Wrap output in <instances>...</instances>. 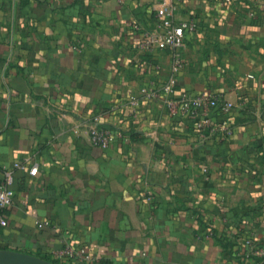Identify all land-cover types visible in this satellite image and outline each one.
<instances>
[{
  "label": "crops",
  "instance_id": "obj_1",
  "mask_svg": "<svg viewBox=\"0 0 264 264\" xmlns=\"http://www.w3.org/2000/svg\"><path fill=\"white\" fill-rule=\"evenodd\" d=\"M166 6L199 22L178 70L172 48L143 45ZM150 84L222 94L234 107L215 120L232 134L203 138ZM94 124L113 130L108 147L91 144ZM8 171L0 249L264 263V0H0V181Z\"/></svg>",
  "mask_w": 264,
  "mask_h": 264
},
{
  "label": "built area",
  "instance_id": "obj_2",
  "mask_svg": "<svg viewBox=\"0 0 264 264\" xmlns=\"http://www.w3.org/2000/svg\"><path fill=\"white\" fill-rule=\"evenodd\" d=\"M232 0H223V3L229 4ZM160 23L163 27L162 31L150 33L147 35L143 45L146 49L155 48H172L173 52V68L180 69L184 64L181 52L178 50L186 44L187 38L193 35L197 29L199 22L196 18L176 22L174 20V8L172 6L164 7L159 15ZM153 70H157V65H152ZM151 94L164 95L166 108L172 117H180L188 120L198 130L203 138L212 132H219L221 139H227L232 134L231 125L222 121L216 122L215 115H227L234 107V103L222 94L215 91L192 92L186 91L179 95L173 94L170 88H165L164 92H159L155 84H150L145 88ZM114 136L113 130L106 126L94 124L90 128V142L94 146L106 148L110 145ZM15 166L25 168L22 163H16ZM38 166H33L30 173L35 174ZM6 180L0 181V207L7 208L13 202V191L9 188L11 182V173H6ZM1 224L6 225L7 220L1 219ZM213 228H208L200 234V237L214 236ZM54 257L58 260H77L82 264L94 262L96 259L84 247H77L67 244L60 250L54 251ZM264 264V263H261Z\"/></svg>",
  "mask_w": 264,
  "mask_h": 264
},
{
  "label": "water",
  "instance_id": "obj_3",
  "mask_svg": "<svg viewBox=\"0 0 264 264\" xmlns=\"http://www.w3.org/2000/svg\"><path fill=\"white\" fill-rule=\"evenodd\" d=\"M0 264H58L36 255L9 249H0Z\"/></svg>",
  "mask_w": 264,
  "mask_h": 264
},
{
  "label": "trees",
  "instance_id": "obj_4",
  "mask_svg": "<svg viewBox=\"0 0 264 264\" xmlns=\"http://www.w3.org/2000/svg\"><path fill=\"white\" fill-rule=\"evenodd\" d=\"M55 262H58V263H60L59 261H55Z\"/></svg>",
  "mask_w": 264,
  "mask_h": 264
}]
</instances>
